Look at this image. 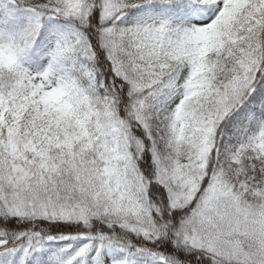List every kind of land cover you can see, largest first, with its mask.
<instances>
[{"label":"snow or ice","instance_id":"snow-or-ice-1","mask_svg":"<svg viewBox=\"0 0 264 264\" xmlns=\"http://www.w3.org/2000/svg\"><path fill=\"white\" fill-rule=\"evenodd\" d=\"M0 264H264V0H0Z\"/></svg>","mask_w":264,"mask_h":264}]
</instances>
